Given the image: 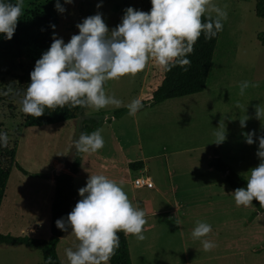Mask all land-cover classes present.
Returning <instances> with one entry per match:
<instances>
[{"label": "rangeland", "instance_id": "rangeland-1", "mask_svg": "<svg viewBox=\"0 0 264 264\" xmlns=\"http://www.w3.org/2000/svg\"><path fill=\"white\" fill-rule=\"evenodd\" d=\"M54 2L24 0L21 23L25 31L19 47L12 39L0 41V93H7L0 94V130L8 134L7 148L17 151L0 208V233L4 235L50 238L55 196L53 178L61 171L70 172L67 165L74 149L70 150L69 144L79 137L82 121L78 118L43 127L25 126L26 114L20 111L18 102L26 85L21 83L19 76L24 70L33 69L36 59L50 46L53 33L68 42L72 34L78 33L75 25L82 18L99 11L111 29L120 22L126 7L145 12L151 8L150 0H102V3L101 0H73V4L64 5L66 11L61 14L54 9ZM60 2L63 4L64 0ZM98 3H101L100 8L96 7ZM213 3L227 12V19L223 21L214 64L203 92L151 106V95L161 84L164 69L150 59L135 76L105 82L106 93L120 99L121 107L108 106L99 111L87 108L85 111L86 115L111 116L127 108L124 105L132 99L138 98L143 104L134 117L126 114L100 128L104 147L95 153H83L79 177L75 179L77 192L90 173L103 174L122 182L129 197L133 188L131 180L136 174L135 171L126 173L125 160L135 156L138 160L159 158L161 155H158L164 153L165 158H196L193 164L202 173L200 181L205 183L195 203L207 204L209 199H217L218 217L215 222L208 223L212 231L202 238L213 241L215 247L204 251L200 239L191 236L193 226L189 224L185 240L170 234L169 239L164 238L159 243H146L145 260L149 264H181L184 254L187 264H264V216L255 214L253 203L247 207L236 206L230 193L233 190L223 173L214 170L213 177L207 174L209 162L215 157L223 158L243 177L259 163L255 155L258 141L249 145L243 134L250 130L257 135L264 134V117L260 120L255 116L256 105L264 109V45L258 39V34L264 31V19L255 13L256 0H213ZM205 14L215 17V13ZM245 80L254 81L257 86L248 87L241 95L239 84ZM246 115L249 119L241 128L239 120ZM218 126L225 127L227 137L219 145L210 143ZM2 157L0 155V162L7 167ZM101 158H114L118 163L116 169L108 170L110 164ZM152 165L157 167L156 161ZM152 169L150 174L155 175L156 184L163 182L165 188H170L166 169L163 177L160 173L154 174ZM212 178L218 180L217 185L210 186ZM175 181L179 183L177 177ZM192 198L194 196L190 200ZM37 224L41 225L40 232H32L30 228ZM77 243L70 232L62 236L57 252L63 264H67L65 248ZM133 252L136 264H143L138 251L134 249ZM215 253L224 257L210 259ZM0 264H43V256L36 248L0 244Z\"/></svg>", "mask_w": 264, "mask_h": 264}, {"label": "clouds", "instance_id": "clouds-1", "mask_svg": "<svg viewBox=\"0 0 264 264\" xmlns=\"http://www.w3.org/2000/svg\"><path fill=\"white\" fill-rule=\"evenodd\" d=\"M101 3L96 7L100 8ZM150 3L147 12L126 7L120 22L111 29L102 13L97 11L76 23L78 33L72 34L68 42L53 33L50 46L36 59L29 73L30 82L18 102L20 111L40 117L46 108L55 110L68 106L95 111L108 106L119 108L123 102L106 93V81L135 76L150 59L165 71L177 66L187 71L191 63L188 56L197 39L202 33L205 40L215 38L227 19V12L213 0H150ZM70 4L73 0H64L63 4L55 0L54 9L63 14L64 5ZM23 5L24 0H0V37L4 40L12 39L23 14ZM206 12L215 13V17L205 15ZM250 86L257 85L254 81H241L240 94ZM124 106L128 115L134 117L143 104L136 98ZM255 116L261 120L264 109L256 105ZM248 119L246 115L239 120L241 128L246 126ZM217 129L210 143L219 145L227 137L225 127ZM243 135L249 145L258 141L255 155L259 163L244 176L246 186L230 193L237 207H247L255 199L259 208L264 209V134L257 135L250 130ZM8 142V134L0 130V148L7 147ZM104 143L102 129L98 128L90 133L81 132L78 138L70 141L69 149L77 154L95 153ZM78 195L80 199L66 217L55 221L58 229L70 232L78 241L74 247L64 250L67 264H108L119 248V232L144 239L146 214L138 205L134 206L122 182L90 173L85 185L78 189ZM175 224L182 225V221L177 219ZM211 231L212 226L202 220L196 221L192 229L191 236L200 239L204 251L215 247L213 241L202 239ZM50 261L51 257L45 264Z\"/></svg>", "mask_w": 264, "mask_h": 264}, {"label": "trees", "instance_id": "trees-1", "mask_svg": "<svg viewBox=\"0 0 264 264\" xmlns=\"http://www.w3.org/2000/svg\"><path fill=\"white\" fill-rule=\"evenodd\" d=\"M255 13L258 17L264 19V0H256ZM206 15V14H205ZM21 23V17L17 22V27L12 37L16 47H19L20 37L24 32ZM219 32L217 36L211 40H205L203 33L197 39L193 46V52L188 56L191 61L187 66V71L182 70L179 66L173 67L170 71L164 70V78L157 89L152 93L149 104L155 106L169 99L184 97L187 95L197 94L203 92L207 88L210 71L214 64V55L216 52ZM2 37H0L1 41ZM258 39L264 45V31L258 34ZM30 71L24 70L23 74L19 76L21 83L25 85L30 82ZM26 87V86H25ZM87 108L75 107L55 110L45 109V112L40 117H33L26 115L25 126L27 127H43L47 125H55L72 119L82 118L80 124V133H90L96 129H100L104 124L112 123L113 120L119 119L128 114L127 108H122L115 111L111 116H104L103 114L86 115ZM16 148L9 149L7 147L0 148V155H2L8 164L4 166L0 162V208L11 174V167L15 163ZM71 162L70 172L61 171L54 176L55 180V196L51 207V236L49 239L34 238L29 235L13 236L4 235L0 233V244L10 246L25 245L27 247L36 248L41 251L43 256V264L51 257L49 264H63L59 258L57 247L61 237L66 233L58 229L55 221L61 217H66L67 213L72 210V207L80 199L74 185V175L79 172V167L82 162V154H77L74 150L72 157L69 158ZM210 167L223 173L229 187L234 190L237 187L246 186L247 181L239 173L234 171L221 157L212 158L209 162ZM143 166L142 161H135L130 163V168L136 170ZM17 167L26 175L29 173L21 166ZM41 176V174H37ZM253 205L256 208V213L264 214V209L259 208V202L253 199ZM120 237L119 248L116 249L115 254L111 256L108 261L110 264H132L128 237L123 232L118 233Z\"/></svg>", "mask_w": 264, "mask_h": 264}, {"label": "crops", "instance_id": "crops-1", "mask_svg": "<svg viewBox=\"0 0 264 264\" xmlns=\"http://www.w3.org/2000/svg\"><path fill=\"white\" fill-rule=\"evenodd\" d=\"M177 150L179 151L180 149ZM158 157L159 158L143 157L142 160H138L139 157L135 156V157L127 158L123 164L125 168L127 166L126 173L127 171H135L136 174L135 177L131 180V184L133 188H131L130 190L129 199L133 202L134 206L138 205L141 209H143V211L146 214L145 215L146 225H145V231L143 233L144 239L139 240L133 235L127 236L132 264H136V261L134 259L135 258L134 252H133L134 249L138 251L137 254L140 255L139 258H142L143 264H149L145 260L144 247L146 243H148L149 241H156L159 243L164 238L169 239L171 237L170 234H172L175 237L179 236V239L185 240V235H186L185 229L187 225L190 224L191 226L194 227L195 222L198 220H202L207 223L215 222L216 218L218 217L217 211L219 206L216 204L217 199H215V201H213V199L211 200L209 199L207 204H203L202 202L195 203L197 200L198 192L203 188V185L205 183L200 181L202 178V173L201 171H198L195 165L193 164L197 162L196 158H165L166 155L164 153L159 154ZM104 159L105 158L103 159L101 158V160L106 162V164H110L108 166V170L116 169L115 165L118 163L116 160H114V158H110V160L108 159L104 160ZM135 161H142L143 166L136 170L130 168V163ZM154 161H156L157 167L155 166L153 167L152 163ZM82 163H83V153H82L81 165ZM111 165L113 166L111 167ZM67 166L68 167L71 166L70 161ZM152 168L155 170L154 174L157 175L160 173L162 177L165 174L164 169H166L165 175L168 176L169 178L170 188H168V186L167 188H165L164 186L165 184L163 182L162 184H156L155 175L150 174ZM161 170L163 172H161ZM214 170L216 169L210 167L209 165V170L207 174L212 176ZM79 172H80V167H79ZM79 172L74 175V185H75V179L79 177ZM142 176L149 177L153 181L154 186L152 188L135 187L133 184L134 179ZM176 177L179 179V183H176L175 181ZM209 182H210V186L217 185L218 180H216L215 178L213 180L212 178L210 179ZM52 185L55 187V180L53 181ZM168 189L170 190L169 192ZM191 196H194V198L190 200ZM259 216L260 217L264 216V214L261 213ZM177 219H180L182 221V225L175 224ZM30 230L36 233L40 232L39 230H41V225L40 224L34 225L32 229L30 228ZM134 246L136 248H134ZM221 257L224 256L215 253L212 254L210 259L218 260ZM181 264H187L186 254H184L183 261L181 262Z\"/></svg>", "mask_w": 264, "mask_h": 264}, {"label": "built area", "instance_id": "built-area-1", "mask_svg": "<svg viewBox=\"0 0 264 264\" xmlns=\"http://www.w3.org/2000/svg\"><path fill=\"white\" fill-rule=\"evenodd\" d=\"M133 184L137 188H152L154 186L153 181L146 176L134 179Z\"/></svg>", "mask_w": 264, "mask_h": 264}, {"label": "water", "instance_id": "water-1", "mask_svg": "<svg viewBox=\"0 0 264 264\" xmlns=\"http://www.w3.org/2000/svg\"><path fill=\"white\" fill-rule=\"evenodd\" d=\"M50 177L52 178V175Z\"/></svg>", "mask_w": 264, "mask_h": 264}]
</instances>
